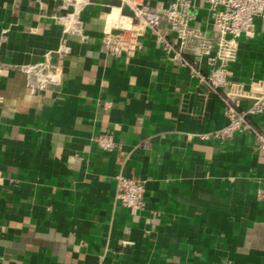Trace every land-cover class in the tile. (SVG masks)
I'll use <instances>...</instances> for the list:
<instances>
[{
  "label": "crops",
  "instance_id": "crops-1",
  "mask_svg": "<svg viewBox=\"0 0 264 264\" xmlns=\"http://www.w3.org/2000/svg\"><path fill=\"white\" fill-rule=\"evenodd\" d=\"M73 3L0 0V264H264L257 136L201 139L227 122L221 97L150 37L110 55L118 0H91L79 28ZM193 13L212 31L204 0ZM262 27L229 65L244 89L264 80ZM58 61L56 85L31 91L24 69ZM118 174L145 181L141 208L115 198Z\"/></svg>",
  "mask_w": 264,
  "mask_h": 264
},
{
  "label": "built area",
  "instance_id": "built-area-1",
  "mask_svg": "<svg viewBox=\"0 0 264 264\" xmlns=\"http://www.w3.org/2000/svg\"><path fill=\"white\" fill-rule=\"evenodd\" d=\"M70 1L74 2L75 8L71 19L79 28L77 14L91 0H68V3ZM118 1L121 16L127 22L111 25L104 30L102 45L105 50L114 57L134 56L141 48V38L154 39L163 51L177 63L188 66L192 74L224 102L226 124L212 133L200 134L201 139L215 137L226 140L244 131L256 135L264 148V80L251 81L244 89L229 74V65L238 54L239 39L254 35L257 19L261 20L264 32V0H204L211 12L212 31L194 22L196 0ZM202 62L206 67L201 65ZM60 67L59 61L47 63L43 74L26 67L24 70L31 91L46 90L56 85L60 78ZM5 70L7 66L0 60V74ZM254 118L262 120L261 127L256 125ZM96 141L104 150L116 148L112 134H99ZM145 192L144 180L117 175L115 198L124 206L141 208Z\"/></svg>",
  "mask_w": 264,
  "mask_h": 264
},
{
  "label": "water",
  "instance_id": "water-1",
  "mask_svg": "<svg viewBox=\"0 0 264 264\" xmlns=\"http://www.w3.org/2000/svg\"><path fill=\"white\" fill-rule=\"evenodd\" d=\"M49 88H50V87H48V88L46 89V91H44V92H47V91L49 90Z\"/></svg>",
  "mask_w": 264,
  "mask_h": 264
}]
</instances>
